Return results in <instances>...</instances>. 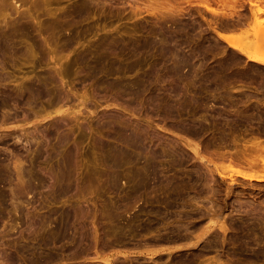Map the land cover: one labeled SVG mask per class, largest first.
I'll list each match as a JSON object with an SVG mask.
<instances>
[{
    "label": "rangeland",
    "instance_id": "rangeland-1",
    "mask_svg": "<svg viewBox=\"0 0 264 264\" xmlns=\"http://www.w3.org/2000/svg\"><path fill=\"white\" fill-rule=\"evenodd\" d=\"M6 1L0 5V264H186L193 257V264L214 257L243 263L232 248L204 250L203 233L212 225L207 239L222 238L217 221L232 227L252 211L254 220L264 219V181L250 179L264 174V165L217 160L213 175L192 148L215 159L242 148L234 135L240 142L264 137V67L240 57L217 33L230 29L234 42L264 58L249 0H227L244 16L239 27L226 0H209L217 13L205 0ZM97 56L105 58L100 66ZM177 60L182 69L171 73ZM151 69L153 83L146 78L151 85L145 81L150 87L144 84L139 99L108 86ZM58 105L81 112L55 113ZM203 123L212 131H201ZM112 157L121 160L113 165ZM252 264H264V257Z\"/></svg>",
    "mask_w": 264,
    "mask_h": 264
},
{
    "label": "bare ground",
    "instance_id": "bare-ground-1",
    "mask_svg": "<svg viewBox=\"0 0 264 264\" xmlns=\"http://www.w3.org/2000/svg\"><path fill=\"white\" fill-rule=\"evenodd\" d=\"M7 2L6 0H0V5L1 4H3V2ZM18 1V0H17ZM16 1V2H17ZM240 1V0H239ZM236 3H237V1H235ZM238 3H240V2H238ZM249 3L251 4V14H252V16H253V18L255 19V22H256V24H257V29H256V31L258 30V28H259V31H257V33H260V36H261V33H263V35L262 36H264V24H263V22L264 21H262L261 19H260V16H262L263 14H264V7L261 5V1H259V0H249ZM15 4V3H14ZM223 4V3H222ZM225 4V5H224ZM224 6H226L227 8H232L233 10H234V12H232L231 14L233 15V14H236L237 16H238V19H237V26L239 27L240 25H242V23L244 22V21H242L243 20V18H244V16H242V14L241 13H239V11H238V7H237V5L236 4H228L227 3V0H226V2L224 1ZM232 5V6H231ZM243 5V4H242ZM241 4H240V6H242ZM205 6L208 8V9H210V10H213L214 12H216L217 13V10H214L213 9V7H212V4L210 3V1L209 0H205ZM228 6H231V7H228ZM239 6V5H238ZM239 6V7H240ZM225 7V8H226ZM238 8V9H237ZM245 15H246V13H245ZM249 15V14H248ZM246 17H247V15H246ZM249 17V16H248ZM248 17H247V19H248ZM251 18V17H250ZM228 30H230V29H228V28H225L224 29V31H218L217 33H218V35H219V37L220 38H222L224 41H226L232 48H234V50H236V51H238L239 53H240V57H241V55L244 57H246L250 62H253L254 64H257V65H259V66H261L262 68L264 67V58H261V57H258V55H256L255 53H253L252 51H250L246 46H244V45H241V44H238V43H236V42H234L233 41V39H232V36L227 32ZM256 34V33H255ZM257 35H259V34H257ZM263 39H264V37H262ZM264 41V40H263ZM262 41V42H263ZM154 44V43H153ZM264 45V44H263ZM136 45H134V47H135ZM147 46H149V44L148 43H145V44H143L142 46L141 45H139V47L137 46V48H135L134 50H135V52L137 53V52H139V50L141 51V49H144L145 50V48L147 47ZM204 46V45H203ZM145 47V48H144ZM199 48V47H198ZM200 49V48H199ZM202 49H204V48H202L201 47V50ZM162 51H164L163 49H162ZM204 51H205V49H204ZM140 53V52H139ZM96 57V56H95ZM98 57V56H97ZM163 57H164V55H163ZM162 57V58H163ZM239 57V56H238ZM104 57H98V58H96L95 59V61L94 62H96V64L98 65V66H100L101 64H103L104 62L103 61H105V58L103 59ZM160 58H161V56H160ZM165 58V57H164ZM163 58V59H164ZM162 59V60H163ZM169 58H167L166 60H168ZM184 59H186V58H184ZM236 59V58H235ZM178 60H179V58H178ZM177 60V62H178V65H176L175 63H174V66H173V68L171 69V73H176L177 74V72H178V74H179V72L181 71V65L180 64H182V63H185V62H182L183 61V59L181 60L180 59V61H181V63L179 62ZM237 60V59H236ZM240 60V59H239ZM230 61V60H229ZM238 61V60H237ZM243 61V60H242ZM245 61V60H244ZM163 62H166L165 60H163ZM171 62V61H170ZM225 62V61H224ZM64 63H66L65 61L63 62V64ZM172 63H173V61H172ZM180 63V64H179ZM226 63V62H225ZM113 64H115L114 62H113ZM168 65V63H165V65ZM220 64V63H219ZM233 64V63H232ZM250 64V63H249ZM61 65V64H60ZM116 65V64H115ZM119 65V64H118ZM173 65V64H172ZM175 65H176V67H175ZM187 65V64H186ZM211 65V64H210ZM244 65V64H243ZM63 66V65H62ZM136 66V63H131L130 65L128 64V66H126L127 67V69H129V70H131V69H133L134 67ZM169 66V65H168ZM168 66H166V67H168ZM223 66V65H222ZM250 66V65H249ZM63 67H65V66H63ZM120 67V66H119ZM169 67V68H170ZM175 67V68H174ZM181 69H180V68ZM192 67V66H191ZM190 67V68H191ZM220 67H221V65H220ZM224 68H226V67H224ZM258 68V67H257ZM179 69V70H178ZM211 69V68H210ZM210 69H207V70H209L210 71ZM213 69V68H212ZM220 69V68H219ZM222 69V68H221ZM63 70H64V68H63ZM152 70V69H151ZM150 70V71H151ZM170 70V69H169ZM260 70V69H259ZM62 71V70H61ZM149 71V73H147V75L144 77H140V78H138V79H135L134 78V80L133 79H131V80H133V81H129V82H125V84H124V80L125 79H123L122 81H120V79H122V78H117V80H115L114 79V81L112 80V81H108V86L111 88V89H117V88H120V89H123V90H128V91H132L133 92V96H135L134 98H136V99H139L138 97H140V95H141V93H142V95H143V87H144V84L145 85H147V86H149V85H151L150 83H148L147 82V79H150L149 81H153V75L155 74L156 75V72H155V70L152 72H150ZM214 71V70H213ZM95 72L96 73H93L92 74V76L94 77L95 75H97L98 73H99V70L98 69H95ZM116 72H119V71H116ZM122 71H120L119 73H121ZM148 72V71H147ZM155 72V73H154ZM191 72H193V70H191ZM207 72V71H206ZM211 72H212V70H211ZM218 72H220V71H218ZM217 72V73H218ZM229 72V71H228ZM146 73V72H145ZM208 73V72H207ZM210 73V72H209ZM208 73V74H209ZM216 73V74H217ZM249 73H251V72H249ZM214 74V72H212V75ZM235 74V73H234ZM143 75H145V74H143ZM203 75H205L204 73L202 74V76ZM211 74H209V76H212ZM215 75V74H214ZM213 75V76H214ZM244 75V74H243ZM248 75V74H247ZM206 76H207V74H206ZM208 77V76H207ZM215 77H217V76H215ZM220 77H222V76H220ZM229 77V76H228ZM237 77V76H236ZM252 77H253V75H252ZM147 78V79H146ZM204 78H205V80L207 79L205 76H204ZM254 78V77H253ZM210 79V78H209ZM217 79V78H216ZM245 79V78H244ZM243 79V80H244ZM248 79V78H247ZM128 81V80H127ZM145 81L149 84H147V83H145ZM151 81V83H153ZM207 81V80H206ZM222 81V80H221ZM262 82V81H261ZM204 83H205V81H204ZM213 83V82H212ZM241 85V84H240ZM147 86H146V88H147ZM207 86V85H206ZM212 86V85H211ZM150 87V86H149ZM203 87V86H202ZM204 87H205V85H204ZM214 87V86H213ZM152 88H154V87H152ZM207 88V87H206ZM205 88V89H206ZM244 88V87H243ZM156 89L158 90L159 88H157L156 87ZM155 89V90H156ZM204 89V88H203ZM155 90H153V95L155 96L156 94L157 95H159L158 93H157V90H156V94H154V91ZM208 90V89H207ZM240 90V89H239ZM143 91V92H142ZM131 92V93H132ZM174 92V91H173ZM245 92V91H244ZM242 93V92H241ZM253 93V92H252ZM176 94H179L180 96H182L181 95V93H175L174 95H172V96H175ZM184 94V93H183ZM243 94H245V93H243ZM153 95H151V101L152 100H154L155 101V99H152V97H153ZM156 95V96H157ZM223 95V94H222ZM249 95V94H248ZM254 95V94H253ZM252 95V96H253ZM256 95V94H255ZM178 96V95H177ZM176 96V97H177ZM179 96V97H180ZM247 95H245L244 97H246ZM157 97H160V96H157ZM157 97H155L158 101H160L161 103H162V100H159V98H157ZM184 96H182V99H184L183 98ZM232 97V96H231ZM241 97V96H240ZM239 97V98H240ZM259 97H261V96H259ZM170 98H171V96L170 97H168V99H167V101L169 100L170 101V103H171V100H170ZM178 98V97H177ZM161 99V98H160ZM163 99V98H162ZM164 99H165V96H164ZM174 99H175V102H173L174 103V105H172L171 104V106H172V108H173V106H175L176 105V107H177V104L179 105L180 103H176L177 101H176V98L174 97ZM174 99H172V100H174ZM180 99V98H179ZM189 99V98H188ZM199 99V98H198ZM242 99V98H241ZM248 99V98H247ZM259 99V98H258ZM84 100V99H83ZM156 100V101H157ZM243 100H244V98H243ZM256 100V99H255ZM69 101V100H68ZM166 101V102H167ZM190 101V103H192L191 102V100H189ZM193 101V100H192ZM238 101V100H237ZM257 101H259V100H257ZM54 102V101H53ZM56 102V101H55ZM82 102V101H81ZM165 101H163V103H164ZM165 102V103H166ZM194 102V101H193ZM241 102V101H240ZM261 102V101H260ZM69 103H71V101L69 102ZM80 103V102H79ZM84 102H82L81 104H83ZM169 102H168V105L170 104ZM188 102H186V104H187ZM195 103H196V100H195ZM243 103V102H242ZM263 103V102H262ZM57 104V103H56ZM60 104H62L61 102H60ZM65 104V103H64ZM67 105H68V103H66ZM80 104V105H81ZM182 104V103H181ZM189 104V103H188ZM193 104V103H192ZM52 105V104H51ZM72 105H74L75 106V104H72ZM164 106H166L167 105V103H166V105L165 104H163ZM235 105V104H234ZM240 105H242L241 103H240ZM261 105V104H260ZM263 105V104H262ZM55 106V105H54ZM66 105H60V107H59V105H58V109L56 110V109H54L55 111V113L57 112V113H63V112H68L69 111V113H74V114H77L78 112L80 113L81 112V109H78L77 107H78V104H77V109L75 108V109H73V107L72 108H64ZM170 106V105H169ZM168 106V107H169ZM171 106L169 107L170 109H172L171 108ZM245 107H249V105L247 104H245L244 105ZM71 107V106H70ZM179 107V106H178ZM178 107L176 108L177 110H178ZM180 107H182V105L180 106ZM64 108V110H62ZM175 108V107H174ZM251 108V107H250ZM180 109V108H179ZM246 109V108H245ZM49 110V109H48ZM236 110V109H235ZM241 110V109H240ZM259 110V109H258ZM262 110V109H261ZM47 111V110H46ZM52 111H53V109H52ZM238 111V110H237ZM244 110L242 109V112H243ZM51 112V111H50ZM240 112V111H239ZM241 112V113H242ZM245 112H246V110H245ZM244 112V113H245ZM260 112V111H259ZM262 112V111H261ZM235 113V112H234ZM238 112H236V114H237ZM256 113V112H255ZM246 114V113H245ZM247 114H249V113H247ZM50 115V114H49ZM252 115V114H251ZM254 115V114H253ZM259 115V114H258ZM234 116H236V115H234ZM239 116V115H238ZM248 116V115H247ZM236 118V117H235ZM241 118V117H240ZM244 119H245V117H244ZM261 119V118H260ZM259 119V120H260ZM252 120V119H251ZM240 121V120H239ZM242 123H243V121H242ZM248 123V122H247ZM208 124H210V123H208ZM228 124V126H229V123H227ZM226 124V125H227ZM249 124V123H248ZM226 125L224 126L225 128H226ZM232 125V124H231ZM231 125L228 127V130H230V127H231ZM236 125V124H235ZM199 126V125H198ZM210 126V125H209ZM209 126H207V124L205 125L204 123H203V125H200V128L199 129H201V131L202 130H205V131H207V129L208 128H210ZM239 126V125H238ZM241 126V125H240ZM245 126V125H244ZM243 125H242V127H244ZM184 127H186V126H184ZM191 127V126H190ZM222 127V126H221ZM223 127V129H225ZM246 127V126H245ZM244 127V128H245ZM183 128V127H182ZM188 128V127H187ZM213 128V127H212ZM247 128V127H246ZM250 128V127H249ZM183 129H185V128H183ZM193 128H191V130H192ZM222 129V128H221ZM222 129V130H223ZM232 129H234L233 128V126H232V128H231V130ZM252 129V128H251ZM259 129V128H258ZM263 129V128H262ZM190 133L192 132V131H190V128H188L187 129ZM187 130H186V132H187ZM195 130H197V128H195ZM221 130V131H222ZM227 130V129H226ZM228 130H227V132H228ZM257 130V129H256ZM260 130V129H259ZM205 131H203V132H205ZM210 131H212V129L210 128V130L208 129V132H210ZM246 131V130H245ZM262 131V130H261ZM194 132V131H193ZM207 132V133H208ZM225 131L223 130V133H224ZM233 132V131H232ZM237 132V131H236ZM263 132H264V130H263ZM214 133H215V131H214ZM213 133V134H214ZM221 133V135H222V132H220ZM230 133V132H229ZM240 133V132H239ZM258 133V132H257ZM237 134V133H236ZM205 135H207V134H205ZM209 135V134H208ZM220 135V136H221ZM239 135V134H238ZM241 135V134H240ZM245 135V134H244ZM255 135V134H254ZM225 135H223V136H221V138H223ZM249 136V135H248ZM251 136V135H250ZM193 138H194V136H192ZM199 137V136H198ZM198 137H196V138H198ZM214 137V136H213ZM212 137V138H213ZM228 137V136H227ZM239 137V136H238ZM241 137V136H240ZM247 137V136H246ZM246 137H244V140H247V139H245ZM203 138H205V137H203ZM211 138V139H212ZM220 137H219V139H221ZM225 138H226V136H225ZM195 139V138H194ZM199 139H200V137H199ZM209 139V142H210V138H208ZM224 139V138H223ZM223 139L221 140V142L223 141ZM241 139H243V138H241ZM249 139H251V138H249ZM247 140L246 142L244 141V142H240V141H238L237 140V135H234V139L232 138V140H233V144H236V145H241L242 146V148L241 147H239L240 148V150H237V151H232V149L230 150V151H227V152H223V153H219V154H217V156H215L214 158L215 159H213V157H207V156H204V154L202 153V155H201V151L198 149L199 147H197V146H199V145H196L195 147H191L192 146V141H191V143H189L190 145V147L192 148V150L194 149V152L197 154V155H199L198 157L200 158L199 160H201L204 164L205 163H207L208 165H207V167H209L210 168V170H211V172L213 173V175H215L214 174V172L215 171H217L218 170V168H219V166L217 167V160H221V161H229L232 165H239V166H242V167H251V168H254V167H256V168H259V166L260 167H262V165H264V137H262V135H261V132L259 133V134H256L255 135V137H254V139H252L253 141H250V140ZM213 140H215V139H213ZM225 140V139H224ZM197 141H198V139H197ZM208 141V140H207ZM226 141V140H225ZM248 141H250V142H248ZM208 142V144L210 145V143ZM211 142H213L212 140H211ZM222 143H224V142H222ZM230 144H231V141L229 142ZM207 144V145H208ZM232 144V145H233ZM194 145V144H193ZM227 145H229V144H227ZM233 147V146H232ZM208 148V147H207ZM207 148H205V150H206V152L208 151V149ZM233 148H237V146H235V147H233ZM204 150V151H205ZM226 150V149H225ZM123 152V151H122ZM236 152V153H235ZM123 154H125V153H123ZM207 158V159H206ZM120 160H121V158L120 157H112V158H110L109 159V163H111V164H113V165H115V164H117L118 162H120ZM205 167H206V164H205ZM264 168V167H263ZM262 168V169H263ZM208 169V168H207ZM220 169V168H219ZM261 169V168H260ZM209 170V169H208ZM209 170V171H210ZM222 170V169H221ZM264 170V169H263ZM218 171H220V170H218ZM217 171V172H218ZM223 171V170H222ZM221 171V172H222ZM216 172V173H217ZM221 172H219L220 173V175H222V173ZM240 172V171H239ZM243 172V173H242ZM152 173L154 174V177L156 178V179H158V180H156V182H159V178H158V176L156 175V169L154 168L153 169V171H152ZM219 173H217V174H219ZM241 173H242V176H244V175H246V173L244 172V171H241ZM241 173H240V175H241ZM219 175V176H220ZM223 175H224V173H223ZM250 175V174H249ZM225 177V176H224ZM245 177H247L248 178V176H245ZM252 178H254V179H256V180H258V181H260V182H262V181H264V174L262 173L261 175H256L255 174V177H254V175H250V179H252ZM235 179V178H234ZM222 180H223V177H222ZM168 182V184L170 185V187H174L175 186V184L178 182L177 180H176V178H174V179H171V180H169V181H167ZM221 206V205H220ZM210 208L211 209H213V208H215V206L212 204L211 206H210ZM220 209V208H219ZM256 210V209H255ZM214 211H215V209H214ZM214 211H213V213H214ZM249 212V211H248ZM256 212V211H255ZM253 213V211L251 212V214ZM216 214V213H215ZM249 214V215H248ZM250 214V212L249 213H246L245 215L244 214H241V216L239 217L240 218V220L239 221H235V222H233V225H232V227L228 224L227 225V223L224 221L223 223L221 222V224H219L218 223V221H217V227H219L221 230H222V233L224 234V236L222 237V238H216V237H213V238H208L207 239V237H208V233H212V225H209L208 227H207V229L205 230V232L203 233V235L205 234V236H206V238H205V240H206V242L204 243V245H203V249L204 250H207V249H212L211 247H214V248H216L217 250H220V249H222L223 251L225 250V249H227V247L228 248H232L231 249V251H233V253H234V255L236 256V255H239V257L241 256V259L243 258L244 260H242V262L243 263H240L241 261H239L240 259H237V261H239V262H237L236 261V264H252L253 262H255L257 259L258 260H261L262 259V257H264V219L263 218H259V219H256L257 218V216L256 215H254V216H256V220H254V216L252 217V216H250L251 215ZM218 215V214H217ZM258 215V214H257ZM216 216V215H215ZM214 217V216H213ZM212 219V218H211ZM45 221V220H44ZM211 221V220H210ZM46 222V221H45ZM215 224H216V221H213ZM220 222V221H219ZM46 224V223H45ZM211 224V223H210ZM214 227H216V226H214ZM214 227H213V229H214ZM211 229V230H210ZM231 232V234L229 235V233ZM201 235V234H200ZM203 239L204 238H200L198 241L200 242L201 240L203 241ZM204 240V241H205ZM164 243V242H163ZM197 243V242H196ZM253 244H255L256 245V247L255 248H253L252 249V247H251V245H253ZM196 245V244H195ZM194 245V246H195ZM193 246V247H194ZM228 250V249H227ZM230 250V249H229ZM156 252V251H155ZM150 253H152V254H154V252H150ZM196 257V256H195ZM192 258V257H191ZM261 258V259H260ZM193 259H194V257L192 258V259H186L185 260V263L186 264H193ZM246 261V262H245ZM105 263L106 264H111V260L110 259H105ZM113 264V263H112ZM209 264H230L229 262H227V261H225L224 259H222L221 257H220V259H216L215 257H214V259L212 260V261H210L209 262Z\"/></svg>",
    "mask_w": 264,
    "mask_h": 264
}]
</instances>
